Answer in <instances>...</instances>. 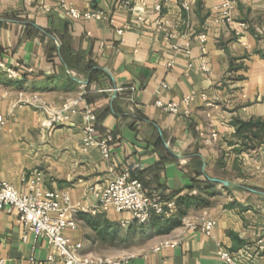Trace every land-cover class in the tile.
Returning <instances> with one entry per match:
<instances>
[{
	"label": "crops",
	"instance_id": "1",
	"mask_svg": "<svg viewBox=\"0 0 264 264\" xmlns=\"http://www.w3.org/2000/svg\"><path fill=\"white\" fill-rule=\"evenodd\" d=\"M159 2L160 11L143 0H0V181L20 189L41 172L43 188L66 193L75 210L77 230L64 235L91 254L93 233L81 216L100 213L119 225L130 219L112 209L92 214V191L128 171L152 201L178 193L208 205L190 208L179 226L121 264H222L221 249L264 264L255 245L264 237V143L243 140L256 129L238 135L234 124L264 122V0H239L229 23L215 10L218 0H195L189 11L179 0ZM61 3L106 18L73 20ZM199 34L206 35L204 53ZM32 96L50 109L73 99L92 111L96 136L113 139L109 157L83 150L80 113L44 130L46 113L25 102ZM208 178L228 186L210 182V189ZM201 217L215 219L211 236L188 227ZM0 260L60 264L7 209L0 210Z\"/></svg>",
	"mask_w": 264,
	"mask_h": 264
},
{
	"label": "built area",
	"instance_id": "2",
	"mask_svg": "<svg viewBox=\"0 0 264 264\" xmlns=\"http://www.w3.org/2000/svg\"><path fill=\"white\" fill-rule=\"evenodd\" d=\"M155 4V10H161L160 0H143ZM172 0H162L170 2ZM195 0H179V7L184 11H189ZM216 11L222 13L225 22H231V10L239 0H218ZM60 11L73 20H97L104 19L105 13L101 10L78 12L70 6L61 3ZM242 26V25H241ZM120 33V32H118ZM198 43L202 46L201 52L204 53L205 34H199ZM202 70L207 71L206 66L202 65ZM8 74L11 75L10 71ZM83 88V85L80 86ZM195 95L187 96L183 99L184 105H189ZM206 107H211L212 102L208 100L205 94L198 96ZM28 105L46 113L41 123L44 130H52L62 124L67 123L70 118L80 113L83 119L82 129V148L84 151L90 148L98 149L101 157L107 159L111 150L112 137L106 135L96 136V116L90 110L80 111L77 107L78 100L68 99L62 109H50L38 97L32 96L27 101ZM156 106L163 111L171 114L178 112L176 104H162L157 102ZM2 119L0 117V123ZM96 200L95 212H107L112 209L116 213H125L130 216L121 223L125 227L131 222L145 224L151 217L169 216L175 211V202L173 200L159 203L152 201L144 191L141 183L132 178L128 171L117 175L106 186L92 191ZM7 209L14 211L18 215V221L23 227L24 233H32L35 238L43 239L53 248L60 259V264H121L119 259L96 256L83 253V244L73 242L64 235L65 231H76L77 223L74 219L75 210L69 203L66 193L60 191H49L43 188L42 174L39 171H33L25 180L20 189H15L7 182L0 181V210ZM216 225L213 218L201 217L195 222H190L188 227L192 230L198 229L206 236H211L212 230ZM257 249L264 254V237L255 240ZM218 257L222 264H245L244 255L241 252L230 253L226 250H219ZM50 262L54 261L51 256ZM0 264L2 261L0 260Z\"/></svg>",
	"mask_w": 264,
	"mask_h": 264
},
{
	"label": "trees",
	"instance_id": "3",
	"mask_svg": "<svg viewBox=\"0 0 264 264\" xmlns=\"http://www.w3.org/2000/svg\"><path fill=\"white\" fill-rule=\"evenodd\" d=\"M234 124L237 127L238 135H240L242 130L256 129L255 132H251L250 138L242 137L243 140H246L248 142L254 141L256 145L264 143V122L253 120L249 122L235 121ZM205 183L210 187L211 183L208 180H205ZM211 188L212 187H210V189ZM168 199L175 202V211L167 217L153 216L151 217L152 220L150 219L152 222V226L154 228H157L161 232V234H167L173 228L179 226L181 220L187 215V212L190 208L197 206L206 207L208 205L207 201L201 200L197 196L188 194H171ZM81 218L90 228L93 236L100 245L112 243L120 239L119 235L116 232V228L114 227L115 223H112L105 219L102 214L99 213L95 214L94 216L83 215L81 216Z\"/></svg>",
	"mask_w": 264,
	"mask_h": 264
},
{
	"label": "rangeland",
	"instance_id": "4",
	"mask_svg": "<svg viewBox=\"0 0 264 264\" xmlns=\"http://www.w3.org/2000/svg\"><path fill=\"white\" fill-rule=\"evenodd\" d=\"M151 220L145 224L131 222L125 227L115 223L114 227L120 239L100 245L92 235L87 251L93 255L112 259H120L121 257L137 253L152 243L155 237L163 235L157 228L152 226ZM182 221L183 219L180 224Z\"/></svg>",
	"mask_w": 264,
	"mask_h": 264
},
{
	"label": "water",
	"instance_id": "5",
	"mask_svg": "<svg viewBox=\"0 0 264 264\" xmlns=\"http://www.w3.org/2000/svg\"><path fill=\"white\" fill-rule=\"evenodd\" d=\"M207 180H208L209 182H211V183H216V184H221V185H224V186H228V183L225 182V181H222V180L211 179V178H208Z\"/></svg>",
	"mask_w": 264,
	"mask_h": 264
}]
</instances>
